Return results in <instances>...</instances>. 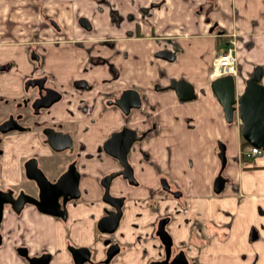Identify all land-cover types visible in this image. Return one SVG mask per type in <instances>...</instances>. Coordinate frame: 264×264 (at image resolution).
<instances>
[{"label":"crops","instance_id":"crops-1","mask_svg":"<svg viewBox=\"0 0 264 264\" xmlns=\"http://www.w3.org/2000/svg\"><path fill=\"white\" fill-rule=\"evenodd\" d=\"M45 16L56 18L60 29ZM79 16L90 19L93 30L82 29ZM230 32L237 36L238 93L257 65L264 85V0H0V110L6 100L30 98L34 89H23L28 78L47 75L61 94L38 119L66 123L85 145L78 155L82 200L71 211L88 222L82 243L91 248L98 246L93 229L105 205L101 180L119 172L109 189L123 200L114 231L121 253L112 264L161 259L155 233L161 216L170 218L166 229L174 248H184L190 264H264V151L246 160L241 119H226L211 88L212 62ZM161 51L174 59L158 56ZM181 79L194 89L192 99H179L170 86ZM130 89L139 91L141 108L127 115L106 104ZM123 127L140 136L127 153L132 178L102 148ZM34 141L32 132L0 138L3 191H22L23 159L36 152L27 149ZM218 175L226 179L221 193L214 191ZM161 177L181 196L164 191ZM27 211H6L0 264L4 257L16 260L13 245L26 230L42 248L73 240L65 231L72 221Z\"/></svg>","mask_w":264,"mask_h":264},{"label":"flooded vegetation","instance_id":"flooded-vegetation-1","mask_svg":"<svg viewBox=\"0 0 264 264\" xmlns=\"http://www.w3.org/2000/svg\"><path fill=\"white\" fill-rule=\"evenodd\" d=\"M116 14V11L111 12V15L114 16V18H116L118 21L121 20V17ZM45 18L47 19L50 27L56 30L60 29L59 23L56 18L47 16H45ZM80 18L81 16H79L78 18V25L82 29L87 30L88 32L93 30V22L90 19H88V24L86 25V27L85 25H83V23L80 22ZM54 21L57 24H54ZM228 36L229 34L227 33L224 35L226 42L228 41ZM30 56L34 60H36V62L39 61L40 57H38L36 50H32L30 52ZM47 77V75H41L40 77L28 78V80L24 82V91H28V89L33 88L34 92L32 93V95H29L30 98L24 97L15 105L23 113L16 116H7L4 121L0 122V128L3 125L4 127L8 126L9 128L4 132H1L0 129V135H3V137L10 133L23 134L26 136L30 135V132L34 133L35 141L30 146H28L27 149L32 148L36 151L31 156H25V158L23 159L24 161L22 170L25 180L23 183L24 185H21L23 186L22 191H20V193L15 196L14 194H12L13 192H5L0 188V190L2 191L0 196L5 202L2 206V219H5L7 210L12 211L16 213V215L20 216L24 212H28V209H32L45 219L51 218L56 221L66 223L68 222V225L72 221V225H70L69 228L65 231L68 235L73 234L75 236L73 237V240H70L65 245H61L59 243L57 245L50 246V244H46L43 245L44 247L42 248V246H37V244L40 242L37 240L36 236L33 237L31 229V231H23V237L19 244L13 245L16 260L13 261V259L11 260L10 258L7 259L4 257V260H2V262L3 264H112L117 259L116 257L121 253V247L114 239V231L119 227L121 222V203L123 200L110 195L109 189L111 184L110 181L114 176H118L117 174L119 172L115 170L111 174H109L108 177H105L101 180L102 184L105 187L103 197L105 205L102 206V215L97 218V222L95 223L93 229V234H96L98 236L96 241L98 246L96 248H91L88 245L82 243V238L84 239L86 235L88 222L86 220H80V218H72L73 215L71 211L72 207L82 200L80 193L81 173L80 170H78V155L79 152H81L85 147V145L82 142H77V139L75 138L77 137L76 134L75 136L74 134H72V132L67 131L66 123L62 121L52 122L46 119H38V117L42 116L45 111L49 110L55 102H58L61 99V94L50 85ZM31 98H33V100ZM118 99L119 97L116 99L110 98L106 100V104L115 105V102ZM49 100H52L54 102L49 103L48 106L42 105L49 102ZM8 104H11V100H6L2 105L3 107H6L8 106ZM132 109L133 108H131L129 112H125V114L128 115ZM24 119L26 121L29 120V123L26 124L25 121H23ZM10 127H13L15 129H10ZM121 132H124V137L128 139H132L133 135L136 136L134 139H132L130 147L124 153V156H126L125 164H123V162L120 161L116 156L109 154L105 150V143L107 142V140L112 138L114 135H119V133ZM55 134L65 136V140H62L60 144H63L62 146H65L67 148H64L60 151L54 150L52 146L48 144L47 140L49 138V135H52L54 136V138H56L57 135ZM139 137L140 136L137 134L136 130H131L128 127H123L119 132H113L111 136L107 138L104 143H102L103 152L106 155H109L117 160L119 165L122 166L123 174L125 173L124 175H126L128 178H132L133 173L128 164L129 161L127 158V153L128 151H131L134 144L133 142L138 140ZM0 138L2 137L0 136ZM65 173H69L68 178H66L64 182L67 188V190L65 191L67 195L59 196L56 206H54L55 203L51 197V194L49 192L44 194V191L45 189H47V186H49V183L55 185L58 179L61 178V176H63ZM32 174H34V177L36 178L31 179L29 176ZM76 174L78 175V178L76 179L78 187L75 190L72 189V187L74 186V178ZM160 180L162 185L161 188L164 191H167L175 196H181L182 192H180L178 189L171 190V185L169 184L168 180H166V178L161 177ZM7 195H10L16 200L19 199L20 195H25L28 196V198L34 199V202L32 203L29 201L20 200V203L16 204V207H20V212L17 213L13 210V206H15V204L9 201L10 199ZM166 218L169 217L161 216V218L157 222V226H155L156 235L158 226H160L161 222ZM2 219H0V237L2 240L0 243V249H6L5 237L2 234ZM112 222H114V224ZM169 222L170 218L164 226L166 231H168L166 229V226ZM112 224L114 225L113 229L111 231H107ZM157 237L159 243L161 244V247L163 248L162 258L153 259L150 261V263L155 260L162 261L166 257L165 244L160 241V237L158 235ZM172 239L173 238L171 236L172 246L170 251V260L177 258L179 261L184 260L185 262L184 257H186L187 263L190 264L191 261L189 256H187V254L185 253V249L180 248L175 250ZM63 256L67 257L68 260L60 261L61 257Z\"/></svg>","mask_w":264,"mask_h":264},{"label":"water","instance_id":"water-1","mask_svg":"<svg viewBox=\"0 0 264 264\" xmlns=\"http://www.w3.org/2000/svg\"><path fill=\"white\" fill-rule=\"evenodd\" d=\"M80 22L86 26L88 24V19L82 16L80 18ZM53 23L57 24L55 21ZM158 56L163 57L167 61L174 59V54L170 51H161L158 53ZM262 69L263 68L260 65H257L254 69H252L250 76L244 83V91L240 94L238 93L236 87V83L238 81L233 75L231 76L227 74L219 76V78H215L211 83V88L216 95V99L221 102L223 106L222 109L225 113L226 119L231 122L234 120L235 114H238L241 119L240 122L242 126L241 137L245 142L249 143V145L256 147V149L259 150H264V85L261 83L263 77ZM170 86L177 91L179 99L181 100H186L189 98L192 99L195 96L194 89L190 85V82L185 79L174 80ZM52 102L54 101L49 100V102L42 105L48 106V104ZM115 105L119 106L124 111V113L129 112L131 108H141V95L139 91H136L135 89H130L127 91L125 90L119 99L116 100ZM3 127L4 125L0 128L1 132L9 129L8 126H5L4 128ZM13 127H10V129ZM124 134V132H121L119 135H114L105 143V150L109 154L116 156L120 161L123 162V164L126 163V156H124V153L130 147L132 139L136 137L133 135L132 139H128L124 137ZM62 140H65V136L63 135H57L56 138H54L52 135H49L47 142L54 150L60 151L64 148H67L62 146L63 144H60ZM223 155L222 158H224ZM68 176L69 173H65L63 176H61V178L58 179L55 185L49 183V186H47V189L44 191V194L48 192L51 194V197L55 203V205L53 204L54 206H56L59 196L67 195L65 192L67 188L64 182ZM29 177L31 179L36 178L34 177V174L30 175ZM77 178L78 175L76 174L74 178V186L72 187V189L75 190L78 187L76 183ZM215 178L214 191L221 193L223 191L226 179L225 177H221L219 175ZM1 193L2 191L0 190V194ZM7 196H9V201L15 204V206H13V210L17 213L20 212V207H16V204L20 203V200L29 201L32 203L34 202V199L28 198V196L25 195H20L18 200L12 198L10 195ZM4 203V200L0 196V219H2V206ZM168 220L169 218L164 219L160 226H158L157 230V235L160 237V241L165 244L166 257L162 261L155 260L150 264H188L186 257H184L185 262L184 260L179 261L177 258L170 260V251L172 246L171 236L164 228ZM112 223L114 224V222ZM112 225L107 231H111L113 229L114 225ZM1 241L2 240L0 237V243Z\"/></svg>","mask_w":264,"mask_h":264},{"label":"built area","instance_id":"built-area-1","mask_svg":"<svg viewBox=\"0 0 264 264\" xmlns=\"http://www.w3.org/2000/svg\"><path fill=\"white\" fill-rule=\"evenodd\" d=\"M237 36L234 32H230L228 36V41L226 42V45L223 49L219 52V55L217 58H214L213 65L214 70L212 71V75L216 78H219V76L223 75H233L237 77V70H238V64H237ZM242 155L248 160V158L253 157L254 155H261L262 150L256 149V147H249L246 150H241Z\"/></svg>","mask_w":264,"mask_h":264},{"label":"rangeland","instance_id":"rangeland-1","mask_svg":"<svg viewBox=\"0 0 264 264\" xmlns=\"http://www.w3.org/2000/svg\"><path fill=\"white\" fill-rule=\"evenodd\" d=\"M211 8V7H210ZM195 13H197V14H201V13H199L197 10H195L194 11ZM194 12H192V16L194 17L195 16V13ZM202 15V14H201ZM203 18V17H202ZM208 17H205V19L204 20H206ZM169 20H170V18H168ZM22 50H20V47H19V51L18 52H16V54L17 55H19V53L21 52ZM24 52V51H23ZM244 53H245V50H243V49H241V52H240V54L242 55V57H243V55H244ZM237 57H238V54H237ZM237 57H236V59H237ZM241 57V59H243ZM237 62V61H236ZM237 64H238V62H237ZM23 89H24V85H23ZM25 90V89H24ZM16 103L17 102H12V100H11V104H8V106H6V107H3V109H1L2 111H1V113H0V122H2V121H4V119L7 117V116H10V115H18V114H21V113H23V112H21V110L20 109H18L17 108V106H15L16 105ZM25 117V116H24ZM27 118H28V114H27ZM23 121H25V123L26 124H28L29 123V120H23ZM1 137H3V135H0Z\"/></svg>","mask_w":264,"mask_h":264},{"label":"trees","instance_id":"trees-1","mask_svg":"<svg viewBox=\"0 0 264 264\" xmlns=\"http://www.w3.org/2000/svg\"><path fill=\"white\" fill-rule=\"evenodd\" d=\"M248 146H250L249 143H247V142H245V141L243 140V146H242V147H248Z\"/></svg>","mask_w":264,"mask_h":264}]
</instances>
